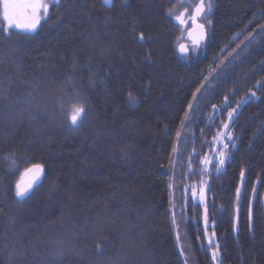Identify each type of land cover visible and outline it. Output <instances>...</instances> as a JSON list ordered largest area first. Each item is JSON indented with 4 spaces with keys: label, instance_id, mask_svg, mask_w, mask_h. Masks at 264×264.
<instances>
[{
    "label": "trees",
    "instance_id": "1",
    "mask_svg": "<svg viewBox=\"0 0 264 264\" xmlns=\"http://www.w3.org/2000/svg\"><path fill=\"white\" fill-rule=\"evenodd\" d=\"M197 3L60 0L36 32L13 27L8 38L0 15V264H182L165 215L172 198L168 184L175 183L177 219L181 210L185 218L199 219L202 208L180 197L185 187L198 186L201 176L191 173L205 167L200 159L214 155L211 141L220 120L207 118L210 105L225 95L232 107L248 99L234 121L237 139L227 166L219 174L209 166L211 176L202 177L215 201L216 210L210 200L209 211L217 222L220 259L264 264V87L257 86L264 82V0H213L208 38L200 48L190 46L186 59L177 54L186 31L174 16L185 9L190 15ZM140 32L145 41H138ZM224 65L227 77L212 81L215 95L201 101L204 119L181 129L180 109L204 82L201 74L210 78L212 68ZM83 100L87 116L72 130V106ZM178 130L195 143H178ZM173 145L179 153L174 174ZM33 164L43 166L40 180L26 197H15L16 183ZM241 168L245 188L237 202ZM253 186L259 199L249 222ZM194 225L189 221L183 241L191 249L188 264H213L210 252L197 246ZM184 231L182 226V236Z\"/></svg>",
    "mask_w": 264,
    "mask_h": 264
},
{
    "label": "snow or ice",
    "instance_id": "2",
    "mask_svg": "<svg viewBox=\"0 0 264 264\" xmlns=\"http://www.w3.org/2000/svg\"><path fill=\"white\" fill-rule=\"evenodd\" d=\"M113 0H102L103 5H112ZM60 0H0V15L3 16V20L6 22L4 27L5 38H8L11 35V28L15 27L21 31L27 32H36L38 28L41 26L42 21L47 20L49 18V9L51 6L56 5L59 6ZM213 0H198L195 8L192 10V14L186 19L185 16L188 12L187 9L184 10L180 15L174 16V19L179 23V25L184 26L189 22L192 24L191 30L188 31V36L193 40V46L198 47L201 41H205L208 38L207 27L212 25V20L210 16L213 12ZM166 15L169 17L173 16V9L169 8L166 12ZM201 19L204 20L203 23L199 22ZM260 30L264 33V25H260ZM252 37V34H249ZM255 39V37H252ZM146 36L144 32L139 33L138 41H145ZM251 43V40H249ZM240 46L237 45V48ZM247 47V45H245ZM222 52L224 49L221 50ZM235 52V49L233 50ZM177 54L185 57L186 59H190V50L189 47L180 43L178 45ZM239 55V53H237ZM231 59L227 60V63H232L235 60V56L232 53H229ZM148 59H150V53L148 54ZM223 63V62H222ZM219 67V71L216 68H212L211 72L214 73L209 78L208 76H203V81L199 87L195 89V92L191 94V101L187 103V109L183 107L180 111L183 112V119L180 120V128H188L192 126L198 127L197 120L204 119L202 117V113L200 111V104L202 100H208L209 97L215 95L216 89H214L212 85V81L220 80L223 82L224 77H227L228 73L226 71V65L223 67ZM69 86L74 87V85L69 82ZM258 87H264V82L257 81ZM232 95H235V89L232 92ZM249 95L251 97H256V91L249 90ZM76 99L82 100L83 98L80 94L76 93ZM129 103L131 105L135 104V98L129 93L128 96ZM248 97L241 98L239 101H236V106L232 107V102L229 99L228 95L223 97V101L217 105L215 103L211 104L210 107L212 112L209 113V117L211 121L220 120V124L217 128L215 135L212 136V145L220 146L218 152H216L211 158L208 156H204L200 159V163L205 167L199 169L198 171L192 172L191 174L201 176L198 186H193L190 189L185 187L184 193L180 197V199L186 200L193 209L202 208V216L197 219L195 216L185 218L183 214V210H181L180 218L177 219L176 215V201L175 197V183L170 182L168 184V188L172 191V198L169 200V209L165 211L166 216L171 217V227L175 234L176 245L179 250V254L181 257H184L182 264H188V258L191 255L190 247L185 246L183 243L184 238L187 236V224L191 220H195L194 230L196 232V240L198 241L197 246L204 248L206 252H210L211 259L213 264H223L220 259L221 255V246L219 239L217 238V233L215 230L216 220L213 218L212 214L209 211V201H212V209L213 212L216 210L215 201L213 198L209 196L211 193V184L209 180L203 179V174L207 173L211 176V172H208V167L214 169L215 173L219 174L222 169H224L228 160L230 159V148L235 147L233 142L237 139L234 135V121L237 118L238 109L242 104L246 103ZM87 101L83 100V102L79 104H74L71 109V114L69 117V126L72 130L78 129L84 122V119L87 116ZM62 114L63 109L61 110ZM226 112V118L224 117V113ZM207 131L206 129H200L201 137L205 135ZM165 134L168 135V127L165 126ZM176 138L178 143H195V137H189L187 134H182L181 130L176 131ZM204 145H207L209 142L206 140H202ZM178 148L176 145H173L171 148V154L169 155V168L174 174V169L176 167L175 160L173 156H178ZM192 158H195L199 154L195 153V149L193 148L192 154H190ZM11 163L14 165L16 162L15 153H10L9 157ZM163 168V165H161ZM189 169H191V164L188 165ZM43 172V166L40 164H33L31 168L25 169V174H31L32 179L27 184H22L21 182H17L15 185V197L23 199L32 189L33 185L37 183L41 178V173ZM245 172L244 168L240 169V186L236 188V200L240 201L242 190L245 188ZM168 175V172L164 173ZM190 191V196L188 195ZM252 193V201H250L249 209H248V220L251 222L252 220V202L259 199V191L256 186H253L251 189ZM18 202H20L18 200ZM237 211H239L237 209ZM182 226L185 229L184 235L182 236ZM251 226V224H250ZM235 227V225H234ZM201 234L203 237V242H201ZM188 253V256L185 254Z\"/></svg>",
    "mask_w": 264,
    "mask_h": 264
},
{
    "label": "water",
    "instance_id": "3",
    "mask_svg": "<svg viewBox=\"0 0 264 264\" xmlns=\"http://www.w3.org/2000/svg\"><path fill=\"white\" fill-rule=\"evenodd\" d=\"M184 12V11H183ZM187 16V15H186ZM185 16V18L187 19L188 17H186ZM174 21L177 23V24H179L175 19H174ZM200 22V21H199ZM202 23V22H201ZM189 24H190V27H189ZM191 28H192V24H191V22H189L187 25H184V26H182V29L184 30V31H186V36H185V42H183L184 44H186L189 48H190V46L191 47H194L193 46V40H192V38H190L189 36H188V31L189 30H191ZM206 42V40L205 41H201V43H200V45L198 46V48H200L201 46H202V44H204ZM190 50V49H189Z\"/></svg>",
    "mask_w": 264,
    "mask_h": 264
},
{
    "label": "rangeland",
    "instance_id": "4",
    "mask_svg": "<svg viewBox=\"0 0 264 264\" xmlns=\"http://www.w3.org/2000/svg\"><path fill=\"white\" fill-rule=\"evenodd\" d=\"M46 2H47V0H46ZM219 147H220V146H216V148H215L213 154H215L216 152H218ZM41 174H42V173H41ZM31 179H32L31 174H25V172H24V173L22 174L21 178L19 179V182H21L22 184H27ZM35 184H36V183H35ZM35 184H34V185H35ZM34 185H33V187H34ZM33 187H32V189H33ZM32 189H31V190H32ZM31 190H30L29 192H31Z\"/></svg>",
    "mask_w": 264,
    "mask_h": 264
},
{
    "label": "flooded vegetation",
    "instance_id": "5",
    "mask_svg": "<svg viewBox=\"0 0 264 264\" xmlns=\"http://www.w3.org/2000/svg\"><path fill=\"white\" fill-rule=\"evenodd\" d=\"M191 14H192V13H191ZM191 14H190V15H191ZM186 15H187V14H186ZM190 15H187L186 17H189ZM200 22H201V20H200ZM189 27H190V24H189Z\"/></svg>",
    "mask_w": 264,
    "mask_h": 264
}]
</instances>
